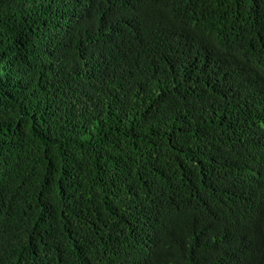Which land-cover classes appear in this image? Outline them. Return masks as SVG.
Segmentation results:
<instances>
[{"label": "trees", "instance_id": "1", "mask_svg": "<svg viewBox=\"0 0 264 264\" xmlns=\"http://www.w3.org/2000/svg\"><path fill=\"white\" fill-rule=\"evenodd\" d=\"M0 264H264V0H0Z\"/></svg>", "mask_w": 264, "mask_h": 264}]
</instances>
